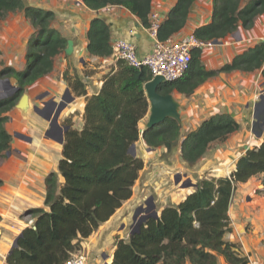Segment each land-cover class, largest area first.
Wrapping results in <instances>:
<instances>
[{
  "label": "trees",
  "instance_id": "16d2710c",
  "mask_svg": "<svg viewBox=\"0 0 264 264\" xmlns=\"http://www.w3.org/2000/svg\"><path fill=\"white\" fill-rule=\"evenodd\" d=\"M100 11L123 6L149 27L152 0H81ZM197 0H177L163 19L158 37L165 40L182 30ZM22 12L33 31L28 38L26 64L22 69L1 65L0 78H14L19 91L0 98V159L11 149L12 135L6 127L26 88L54 69L56 57L64 53L67 38L55 28L53 10L24 0H0V21L9 13ZM264 14V0H212L210 22L193 33L201 40L224 39L239 27L252 28ZM89 54L109 57L114 53L109 27L103 19L91 20L87 32ZM1 54V51H0ZM202 50L192 54L190 68L176 81H164L158 91L191 94L220 73L261 70L264 81V40L237 53L217 69L202 62ZM1 63V62H0ZM64 78L76 96H86L85 81L78 75ZM152 79L148 68H134L122 59L104 76L101 89L86 98L81 129L70 126L65 134L58 171L45 178L44 207L27 211L33 224L18 237L6 264H65L81 250V241L94 233L130 199L145 166L142 157L130 152L141 132L139 124L150 110L144 84ZM240 129L230 113H215L190 131L181 145V158L189 165L206 155L212 143L224 142ZM181 125L167 118L145 128L142 137L150 148L173 144L180 139ZM264 173V140L252 144L235 163L230 176L201 178L197 187L177 204H169L159 217H149L127 238L116 237L112 264H250L236 242L226 239L232 231L229 209L240 183ZM60 176L63 182H60ZM2 181L0 180V184Z\"/></svg>",
  "mask_w": 264,
  "mask_h": 264
},
{
  "label": "crops",
  "instance_id": "0c3cea01",
  "mask_svg": "<svg viewBox=\"0 0 264 264\" xmlns=\"http://www.w3.org/2000/svg\"><path fill=\"white\" fill-rule=\"evenodd\" d=\"M176 1L152 0L151 12H156L162 19H165ZM28 2V4L54 11L53 24L67 38V41L73 40L74 51L71 56H66L65 52L59 54L55 59L53 71L28 87V114L30 113L31 116L26 115L25 117H27L28 122L34 120L32 123L35 127L30 124L31 132H27L33 137V141L26 142L28 152L25 157H22L21 160L18 158L17 161H12L8 151L6 156L0 159V163L2 161L7 163L6 168L0 166V180L2 181L0 184V264H6V257L13 248L14 240L26 226L32 224L30 223L31 217L26 214L28 209L44 207L48 210V207L45 206V178L51 171L57 169L59 159L62 156L63 145H52L55 141L41 134V128L46 127V121L34 113V106H42L43 101L55 100L60 102L62 96L67 95V87L69 86L63 75L69 67L73 75H78L85 81L87 95L76 96L72 92L75 99L64 107L59 120L62 122L64 118H68L66 116L78 109L80 118L73 127L81 129L84 124L83 112L86 98L101 89L104 76L116 66L117 57L114 53L109 57H99L88 53L87 32L91 20L95 17L103 19L109 27L111 43L117 38H125L135 45L140 56L150 53L155 41L140 20L123 6H108L100 11H94L87 8L81 0H28ZM211 6L212 0H197L191 9L185 27L175 35L181 36L193 32L197 27L210 22ZM257 23L258 21L250 29H244L240 26L237 30L240 35L238 38H235V33H233L226 39L213 40L214 45L212 47L202 50V62L209 69H217L229 62L234 55L248 48L247 41H254L256 38L264 40V34L255 30ZM27 26L29 33L25 32L22 38H18L19 40L13 38L15 34L9 39L7 46L10 48L12 56H6L9 49L4 51V56L1 53L0 56L6 59V65L17 69H22L25 66L28 38L33 31L32 26ZM19 41L20 45H25V48L18 45ZM16 49H18V61L13 58V52L15 53ZM249 74L242 71L220 73L209 78L191 94L186 95L177 91L174 93L181 105V136L171 146L178 145L177 157L181 155V140L211 115L230 113L240 123V129L237 132L231 134L226 141L218 142L220 144L214 147L213 144L216 142L212 143L206 155L201 158L203 161L201 168L208 171L206 172L207 178L220 177L224 176L226 172L229 173L230 169L227 170L229 165L233 166L234 169L238 158L252 144L264 140V134L258 135L256 134L257 131L252 132L254 128L248 130L250 125L255 124V120H262L260 124L256 123L258 125H262L264 122V106L260 108L259 103L252 101L257 97V93L262 96L264 92L256 91L255 83L248 81L250 80ZM149 113L141 120L139 124L141 135L138 141L134 143L136 155L143 158L145 166L133 188L132 197L126 200L114 215L100 225L92 235L81 241V250L87 253L92 260H106L112 264L116 237L127 238L129 236L130 230L127 232V226L131 229L132 215L135 209L151 196L150 194H148L150 196L144 195L143 192L154 188L158 194L154 202L155 204L156 202L162 203L160 206V210H162L169 204L179 203L195 189L184 188L182 198L175 201L171 198L170 203L165 202L166 196L159 188L160 178L156 179L155 177L157 169L151 168V166L148 168L149 166L146 165V153L152 155L150 158H153L161 148L148 147L142 137ZM19 120L21 122L23 118ZM61 179L60 182L63 181L62 177ZM263 180L264 173H261L245 183H240L233 195L229 209L232 231L226 234V239L240 245L241 251L248 256L250 264H264V191L259 189ZM219 264L228 263L224 258H220Z\"/></svg>",
  "mask_w": 264,
  "mask_h": 264
},
{
  "label": "rangeland",
  "instance_id": "374dc122",
  "mask_svg": "<svg viewBox=\"0 0 264 264\" xmlns=\"http://www.w3.org/2000/svg\"><path fill=\"white\" fill-rule=\"evenodd\" d=\"M24 1L27 4L29 3L28 0H24ZM244 1H246V0H244ZM257 21H258V23L255 27V30H258L264 34V14L262 16H260ZM27 25L31 26V23H30L29 19L23 15L22 12L9 13L0 21V51L3 54V56L5 55L4 51L7 49H9V52L6 54V56H8V57L12 56L10 54V48L7 46V44H9V39H11L13 37V35L15 34L13 38L19 40L18 38H22V36L25 34V32L29 33ZM32 30H33V28H32ZM234 33H235L234 34L235 38L240 37L238 31H236ZM251 33L254 34L253 32H251ZM224 39H226V38H224ZM263 39H264V36H263ZM258 41H261V38H256V40H254V41L249 40V41H247V44L249 46H252ZM18 45H20V41L18 42ZM6 46H7V48H6ZM23 46L25 48L24 44L20 45L21 48H23ZM249 46H247V47H249ZM13 55H14V57H13L14 60L18 61L17 60L18 59V49H16L15 53L13 52ZM0 57L2 58V59L0 58V62H1L0 67H1V65H6V61H5L6 59H4L2 56H0ZM16 65H19V63H16ZM67 72H68L69 76L73 75L72 71L69 69V67L67 68ZM249 75H250L249 76L250 80H248V81L249 82L252 81V83H255L256 91L260 92V93L264 92V83L262 81L263 78L261 76V70L250 73ZM65 79L66 78H64V80ZM65 81L68 84L67 80H65ZM68 86H69V84H68ZM70 90H71V92H73L71 88H70ZM13 93L14 92L7 93L6 90L0 88V98L7 97ZM25 93H28V87L26 88ZM172 93L174 95L175 91H173ZM262 96H264V93L262 94ZM252 101L259 103L260 108H261V106H264V104H263L264 99L261 98L259 93H257V98H255ZM28 110L27 111H21L20 109H18L15 106V108L8 113L10 116V119L6 123V127H7L8 131L10 132V134L12 135L11 149L9 150V154H10L9 158L12 157V161H17L16 159H18V158L21 160V158L25 157V154L28 152V144L26 142L22 141L21 139L14 137L15 131H21V132H26V133L28 132L29 133V132H31L29 129L30 124L33 127H35L33 125L34 120H32L33 123L28 122L27 117H25L26 115L31 116L30 113L28 114ZM66 117H68L71 120V123L73 124V126L76 125L79 118H80L79 110L76 109L75 112L70 113ZM18 118L19 119L23 118V120L20 122V120ZM255 121H256L255 124L250 125V127H248V130H250L251 128L252 129L254 128L252 130V132L257 131L256 134H258V135L264 134L263 133L264 132V124H263L264 122L262 123V125H258L256 123L258 122L260 124L262 122V120L259 119L258 121L257 120H255ZM27 129H29V130L27 131ZM50 143H52V142H50ZM57 144L59 145V143H57L56 141L52 143V145H55V146ZM217 144H220V143H218V142L214 143L213 147ZM177 148H178V145L171 147L170 150L167 148V146H163L159 149L158 153L155 154V157L150 158V156H152V155H147V153H146V157H145L146 158V165L149 166L148 168H150V166H151V168L153 167V168L157 169V171H156L157 175L155 177H156V179L160 178L159 179V185H160L159 188L164 193V196H166L165 202H167V203L171 202V198L174 201L182 198V192H184V190H185L182 187V185H180V184L176 185L175 184L174 178H175L176 174L181 173L184 179L187 176V177H190L193 182L197 183V181L199 179L205 178L207 175L206 172H208L205 168H203V169L201 168V166L203 165L202 164L203 161H201V159L197 163L189 165L182 160L181 155H179L177 157L176 156V152H177L176 149ZM22 152H24V153H22ZM154 165H155V167H154ZM0 166H2L3 168H6L7 163L5 161H2V163H0ZM229 169H230V172L227 173L225 171L226 174H224V176H228L229 174H231V172H232L231 170L233 169V166L231 167L229 165L227 170H229ZM204 170H206V171H204ZM55 171L56 172L58 171V166H57V169ZM60 180H62L61 176H60ZM156 181H158V180H156ZM192 188H195V187H190L187 189H192ZM156 192L157 191L154 188H152L149 191L143 192V194L144 195L150 194L151 196H154V201H156L155 199H156V197H158V194ZM150 195H148V196H150ZM156 205H157V209L159 211H161L160 206L162 205V203L156 202ZM129 228L130 227L127 226V232L129 230L131 231V229H129Z\"/></svg>",
  "mask_w": 264,
  "mask_h": 264
},
{
  "label": "built area",
  "instance_id": "2783aa9c",
  "mask_svg": "<svg viewBox=\"0 0 264 264\" xmlns=\"http://www.w3.org/2000/svg\"><path fill=\"white\" fill-rule=\"evenodd\" d=\"M150 26L148 32L154 38V46L150 53L140 56L135 45L125 38L113 40L112 46L117 59H122L128 65L141 69L146 67L152 74V78L161 75L166 81H176L184 76L190 68L192 54L197 49L210 48L214 41L199 39L193 32L181 35L170 36L160 40L158 30L163 19L156 12L150 13ZM257 98V97H256ZM264 191V180L259 187ZM33 224V219L30 218ZM65 264H109L106 260L95 261L89 258L83 250L74 252Z\"/></svg>",
  "mask_w": 264,
  "mask_h": 264
},
{
  "label": "water",
  "instance_id": "95a60500",
  "mask_svg": "<svg viewBox=\"0 0 264 264\" xmlns=\"http://www.w3.org/2000/svg\"><path fill=\"white\" fill-rule=\"evenodd\" d=\"M74 51V42L73 40L67 41V47L65 48L66 56H71ZM166 81L165 78L161 75H157L151 80L147 81L144 84V88L150 102V110H149V117L146 123V128L155 126L160 124L161 122L165 121L167 118H172L177 120V122L181 123V114H180V102L175 98L173 93L169 94H161L158 91V87ZM0 88L4 89L9 92H17L19 91V86L17 81L14 78H0ZM67 96V97H66ZM62 96L60 102H56L55 100L42 102L41 105H37L35 109L39 108L43 111L49 104L51 103L50 113L53 116L47 117L48 120L57 122L58 117L60 116L61 112L63 111L64 107L74 101L75 96L72 94L70 88H67V95ZM264 99V96H261ZM59 103V104H58ZM16 107L21 111H27L29 108V95L28 93H23L20 97L19 101L16 104ZM41 115V114H40ZM264 124V123H263ZM70 126H64L61 130L60 136L55 138V141L59 144L63 145L65 142V134L69 130ZM184 139L181 140V143ZM176 142V141H175ZM167 148L170 150L172 144L169 142L166 143ZM130 152L133 155H136V146L133 144L130 148ZM175 184L182 185L183 188L188 187H197V183L193 182L190 177L183 178L181 173L175 175ZM161 212L158 211L157 206L154 202V197L150 196L147 198L142 204L137 206L133 215H132V224H131V233H134L139 230L140 226L147 220L149 217H159ZM21 235V233H20ZM14 240L13 248L17 246L18 237ZM12 248V249H13ZM10 250V252L12 251ZM9 252V253H10Z\"/></svg>",
  "mask_w": 264,
  "mask_h": 264
},
{
  "label": "flooded vegetation",
  "instance_id": "af4514ba",
  "mask_svg": "<svg viewBox=\"0 0 264 264\" xmlns=\"http://www.w3.org/2000/svg\"><path fill=\"white\" fill-rule=\"evenodd\" d=\"M49 105L41 111L39 108L35 109L36 106H34L33 110L34 113L39 115L44 121H46V127L41 128V134L43 136L51 138L53 141H55V138L60 136L61 130L63 129L64 126H69L66 122L68 118H64L62 122H60L59 117L57 119V122L50 121L47 119V117L53 118V116L50 113V105L51 103H48ZM41 114V115H40ZM14 137H17L25 142H32L33 137L29 135L28 133L21 132V131H15L14 132Z\"/></svg>",
  "mask_w": 264,
  "mask_h": 264
}]
</instances>
